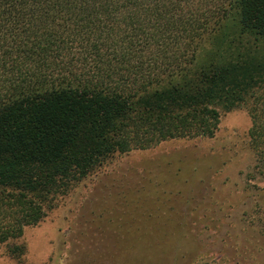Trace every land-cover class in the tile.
Returning a JSON list of instances; mask_svg holds the SVG:
<instances>
[{
  "label": "trees",
  "instance_id": "1",
  "mask_svg": "<svg viewBox=\"0 0 264 264\" xmlns=\"http://www.w3.org/2000/svg\"><path fill=\"white\" fill-rule=\"evenodd\" d=\"M238 108L264 175V0H0V244L112 156Z\"/></svg>",
  "mask_w": 264,
  "mask_h": 264
},
{
  "label": "rangeland",
  "instance_id": "2",
  "mask_svg": "<svg viewBox=\"0 0 264 264\" xmlns=\"http://www.w3.org/2000/svg\"><path fill=\"white\" fill-rule=\"evenodd\" d=\"M245 108L211 139L114 155L0 244V264H264V175Z\"/></svg>",
  "mask_w": 264,
  "mask_h": 264
}]
</instances>
